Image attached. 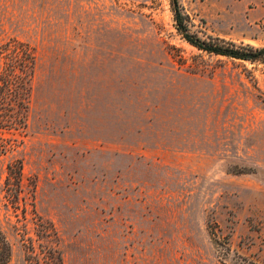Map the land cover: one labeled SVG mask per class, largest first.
Masks as SVG:
<instances>
[{
  "label": "rangeland",
  "instance_id": "rangeland-1",
  "mask_svg": "<svg viewBox=\"0 0 264 264\" xmlns=\"http://www.w3.org/2000/svg\"><path fill=\"white\" fill-rule=\"evenodd\" d=\"M181 5L264 45V0ZM10 39L38 58L28 126L0 130L10 264H264L263 64L190 45L170 0H0Z\"/></svg>",
  "mask_w": 264,
  "mask_h": 264
},
{
  "label": "trees",
  "instance_id": "trees-1",
  "mask_svg": "<svg viewBox=\"0 0 264 264\" xmlns=\"http://www.w3.org/2000/svg\"><path fill=\"white\" fill-rule=\"evenodd\" d=\"M175 28L179 35L193 47L210 55L264 65V45L255 47L237 44L219 37L202 38L192 32V19L184 11L181 0H170ZM3 63L0 72V130L11 131L26 128L33 93V79L37 69L36 50L29 43L10 39L0 46ZM6 140L0 137V155L13 151ZM8 188H20L23 178L22 161L8 166ZM12 246L0 229V264H10ZM50 264H61L60 255L51 257ZM39 264V263H38ZM256 264V263H249Z\"/></svg>",
  "mask_w": 264,
  "mask_h": 264
}]
</instances>
